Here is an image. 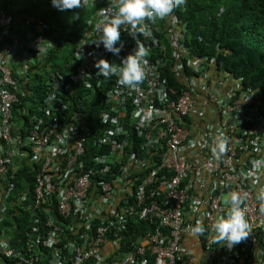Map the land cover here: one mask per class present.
<instances>
[{
    "label": "built area",
    "instance_id": "1",
    "mask_svg": "<svg viewBox=\"0 0 264 264\" xmlns=\"http://www.w3.org/2000/svg\"><path fill=\"white\" fill-rule=\"evenodd\" d=\"M17 10L0 7V222L9 203L27 202L33 230L24 250L13 245L11 235L0 233V257L36 264L44 248L51 251L49 264H150L148 247L155 264H191L195 254L189 242L197 241L206 253L202 264H264V208L257 198L264 187V93L235 84L220 72L216 58H183L174 67L176 74L193 71L199 76L193 75L192 87L177 95L162 79L168 56L156 35L163 29L157 19L145 21L151 35L138 34L149 51L158 46L162 51L146 57L147 86L117 83L102 95L100 110L90 109L86 119L81 108L70 105L75 85L94 93L92 80L99 82L94 65L112 53L103 43L96 46L101 37L98 12L95 27L74 50L77 71L71 78L52 72L43 100L24 104L36 61L49 55L55 42L45 20ZM178 22L173 12L166 28L180 59ZM18 24L38 27L33 41L29 32L17 30ZM129 31L130 26H122L117 47L122 44L126 53L114 58L124 60L134 52ZM209 72L216 77L207 81ZM129 99L138 104L130 124L143 139L131 138L125 123ZM21 104V119L16 120ZM221 134L227 148L214 153ZM89 139L102 151L87 162L81 158ZM232 191L247 194L242 207L251 231L245 241L228 248L226 242H216L213 226L230 207ZM131 217L157 220L159 227L121 252L118 243ZM198 220L205 232L193 236Z\"/></svg>",
    "mask_w": 264,
    "mask_h": 264
},
{
    "label": "trees",
    "instance_id": "2",
    "mask_svg": "<svg viewBox=\"0 0 264 264\" xmlns=\"http://www.w3.org/2000/svg\"><path fill=\"white\" fill-rule=\"evenodd\" d=\"M110 2L111 0H88L84 8L63 11L54 7L52 0H24L21 4H19L18 0H6L0 2V7L12 8L17 5L19 14L35 15L45 20L50 26L48 37H53L55 46L42 64L47 67L50 66L53 73L61 70L66 78H71V75L77 71L80 64L74 56V50L90 30L88 21H90L91 17L98 19L99 15L97 14L100 9L108 7ZM174 13L179 18L177 30L182 43V47L179 48L180 59L174 56L176 49L172 45L166 28V21L172 14L163 20L158 19L159 25L163 29L156 32L160 39L159 42L167 46L165 54L168 56V66L163 72L162 79L165 80L169 89H176L177 95H179L180 92L192 87L190 82L193 75L199 76L193 71L192 73L188 72L186 75L184 74L185 72L182 73L181 71L176 74L177 71H174V67L181 59L209 61L212 58H216L220 72L232 78L235 84H240L244 89L251 88L264 93V0H185V3L178 6ZM121 35L123 34L121 33ZM136 38L141 42L144 40L139 35ZM131 43L136 46L134 38ZM2 46L3 44L0 42V49ZM158 48L159 46L150 51L148 50V56L153 58L162 53V51L157 50ZM121 52L126 53L124 51ZM114 55L110 53L107 60L116 65H121L123 59L116 57L115 59ZM40 66H35V72L31 74L33 83L28 85L30 91L23 98L24 104L25 102L39 104L40 100H43L48 92L47 86L44 84V74L38 72ZM199 74L201 73L199 72ZM215 77V72H209L206 76L207 81ZM118 79V75H113L110 78H104L99 75L101 84L97 82V79L92 80L96 86L94 93L84 90L81 83L76 84V91L70 98L71 107L73 109L81 108L83 116L89 119L90 109L100 110L101 106H103L102 95H105L110 89H115ZM141 84L144 87L147 86L146 77ZM22 88H25V86ZM197 92L201 93V91ZM85 98L90 99L91 103H86L84 101ZM158 102L159 100L156 98L155 103ZM127 103L128 114L125 118V123L133 132L131 133V138L135 136L137 139H143V137L138 135L135 123L130 124L131 113L138 107V104L132 99H129ZM24 104L17 107L16 120L21 119L20 115L22 112L18 109H22ZM70 115H72V111H70ZM92 142V139L88 140L87 155L81 158L87 162L98 151H102ZM127 151H132V147H127ZM96 187L98 185H94V188ZM27 205V202L24 204L9 203V209L4 219L0 222V233L5 232L7 236L11 235L13 245L23 250L26 248L25 239L32 235L33 230L32 212ZM129 220L128 230L122 234V239L118 243V245H121L118 249L121 252L127 249L133 241L139 245L140 240L147 233L153 232L159 227L157 220L145 221L138 217H131ZM114 244L112 239L110 246L112 247ZM39 252L41 253V259L36 264H49L51 251L43 248ZM145 256L149 258L150 264H155L156 258L151 254L148 247ZM204 262H207V259H204ZM0 264L15 263L7 258L0 257Z\"/></svg>",
    "mask_w": 264,
    "mask_h": 264
},
{
    "label": "clouds",
    "instance_id": "3",
    "mask_svg": "<svg viewBox=\"0 0 264 264\" xmlns=\"http://www.w3.org/2000/svg\"><path fill=\"white\" fill-rule=\"evenodd\" d=\"M185 3V0H111L108 7L101 8L99 15L100 22L96 25L97 31L101 33L100 39L95 42L99 47L103 43L105 49L118 55L121 51V28L124 25L130 26L129 33L135 39L136 47L133 53L127 55L122 62V67H117L107 59H99L95 67L99 70L98 74L104 78L118 75V83L121 86L136 88L146 77V68L149 55L145 45L137 39L138 34L151 35L145 21L155 23L157 19L163 20L170 16L174 10ZM87 0H52V5L60 10H75L84 8ZM40 45V44H39ZM227 148V139L221 134L217 137V150L223 153ZM254 167L256 165L254 164ZM247 194L241 195L237 191L228 193V208L225 215L217 217L214 223L216 242H226L228 248H233L245 241L251 231V226L246 219V208L242 207ZM257 198L262 202L264 208V187L260 188ZM205 228L201 221H197L195 227L191 228L193 236L202 235Z\"/></svg>",
    "mask_w": 264,
    "mask_h": 264
},
{
    "label": "crops",
    "instance_id": "4",
    "mask_svg": "<svg viewBox=\"0 0 264 264\" xmlns=\"http://www.w3.org/2000/svg\"><path fill=\"white\" fill-rule=\"evenodd\" d=\"M13 7H17V5H14ZM33 16H35V15H33ZM95 18L91 17L90 21H88L90 23V26H89L90 30L91 29L93 30V28L95 27L96 21H98V19L97 18L95 19ZM37 28L38 27L25 26V25H21V24H18V26H17V30H22L25 33L26 32L30 33L31 41H33L34 38H35V33L37 32ZM90 30L88 31V34H89ZM32 34H33V36H32ZM51 40H53V37L51 38ZM48 56L49 55H46V56L40 58L38 61H36V65H35L36 67H39L40 65H42V66H40V68H38V72L44 74V83L49 78V75L51 74V72H53L50 66L47 67L46 65L42 64V63L45 62V60L47 59ZM22 63H23V60H20V64H22ZM48 72H50L49 75H48ZM189 245L191 246V248L193 249L194 254H195V260L194 261L192 260L191 264H202L203 260L206 259V253L203 252V249H202L200 243H198L197 241H195V242L194 241H190Z\"/></svg>",
    "mask_w": 264,
    "mask_h": 264
},
{
    "label": "rangeland",
    "instance_id": "5",
    "mask_svg": "<svg viewBox=\"0 0 264 264\" xmlns=\"http://www.w3.org/2000/svg\"><path fill=\"white\" fill-rule=\"evenodd\" d=\"M4 2V1H6V0H0V2ZM19 1V4H21L24 0H18Z\"/></svg>",
    "mask_w": 264,
    "mask_h": 264
}]
</instances>
